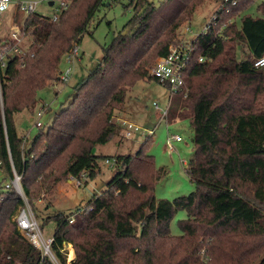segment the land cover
Listing matches in <instances>:
<instances>
[{
	"label": "trees",
	"instance_id": "16d2710c",
	"mask_svg": "<svg viewBox=\"0 0 264 264\" xmlns=\"http://www.w3.org/2000/svg\"><path fill=\"white\" fill-rule=\"evenodd\" d=\"M52 1L68 7L56 21L27 15L22 28L32 43L0 70V170L19 177L33 213L36 202L69 177L100 173L98 160L106 157L94 148L119 136L116 120L129 90L155 81L149 76L154 61L168 54L180 29L209 0H130L133 15L102 47L99 64L51 124L24 144L15 117L33 112L41 101L37 93L58 82L62 58L92 34L105 2ZM213 14L210 31L193 42L183 75L186 97L175 95L170 115L188 121L193 132V157L184 171L194 190L173 201L155 200L165 171L146 153L151 137L134 156L109 158L117 172L103 193L74 215L52 209L40 217L39 229L55 224L50 252L57 264H66L68 245L75 254L70 264H264V258L256 263L264 254V67H254L264 54V0H237ZM24 207L14 191L0 192V264H53L18 230L15 216ZM179 212L185 218L173 234Z\"/></svg>",
	"mask_w": 264,
	"mask_h": 264
},
{
	"label": "rangeland",
	"instance_id": "374dc122",
	"mask_svg": "<svg viewBox=\"0 0 264 264\" xmlns=\"http://www.w3.org/2000/svg\"><path fill=\"white\" fill-rule=\"evenodd\" d=\"M26 1L28 0H11L7 11L1 17L3 27L0 28V39H3L6 36V31L11 28V20L14 12L17 13V20L25 18L20 16L21 13L18 10V12H16L15 3ZM149 1L158 5L163 0ZM258 1L259 0H257V2ZM50 2H53L51 6L49 5ZM129 3L130 0H105L104 5L99 9L92 21L90 29L92 34L84 35L80 44L77 46L78 57L73 60L71 65H67L66 57H63L61 60V71L67 66L72 68L68 83L63 84L59 81L51 83L50 86L37 93L41 101L40 104L34 108L33 112H23L15 117L16 127L21 137L25 136L28 142H30L36 135L38 128L33 125L32 120L39 108L42 107L43 110V125H50L60 105L66 106L71 101L73 88L80 84L88 73L93 71L101 61L102 47L108 45L132 17L133 10L131 6H128ZM217 7V1L209 0L202 8L196 11L190 25L195 34L202 30L203 21L210 19ZM58 11V1L42 0L36 6L34 13L44 17H52L54 14L58 13ZM22 15L25 16L23 13ZM20 26L19 28L23 31V28ZM186 27L188 26L184 25L180 29V39L188 38V36L184 34ZM23 34L20 40V46L21 49H27L32 43V38L26 35L24 31ZM55 93L57 95H55ZM147 101H149V103H157L159 109L156 110L149 104L146 105ZM176 101V96L170 99L168 90L155 81H139L129 90L124 107L120 111V114H131L129 120L133 126H137L138 129H131V135L126 139L122 138L120 131L119 136L114 138L111 142L94 148V154L107 156L105 159L116 156H134L147 138L151 137V144L146 153L153 158L157 168H162L165 171V176L156 183L154 190L155 200L163 199L173 201L176 198L189 195L194 190V185L184 171L186 165L193 157V132L188 121L171 119L170 115L178 105ZM167 108L168 116L164 119L162 118L161 112ZM185 112L186 110L183 111V113ZM118 123L119 122H117V124ZM171 135H179L182 139L179 143L172 142L173 149L167 145L168 137ZM25 137H23V139ZM116 142L119 143V146L113 144ZM23 143L28 144L25 142V139ZM105 159L101 158L98 160L100 173L94 179L85 178L84 175H81L80 186H76L73 182L69 184L66 181L60 185L61 188L58 187V189L60 188L59 193L57 189L53 195L39 199L36 202V213L32 212V208L27 203L20 187L19 178L15 173H13L12 178H10L5 177L0 170V192L5 193L9 190L21 196L25 200L24 209H28L32 213L34 219L40 226V217H46V215L53 211L52 209L60 211L67 216L74 215L78 210L85 208L87 203L92 200L95 195H100L106 190L107 183L116 174L117 169L114 168V166L107 167L104 164ZM15 176V182L18 183L17 190L10 183L14 181ZM69 179L70 177L68 180ZM7 184L11 185L8 190L5 189ZM46 205H48V208L45 207ZM184 218L185 214L183 212L177 213L175 220L170 225L173 234L178 233L176 222ZM54 230V222H48L40 229L44 242L48 243L49 239L52 238ZM70 249L73 250L72 246L68 245L66 247V264H70L67 257ZM262 258H264V254L258 258L256 263L260 262Z\"/></svg>",
	"mask_w": 264,
	"mask_h": 264
},
{
	"label": "built area",
	"instance_id": "2783aa9c",
	"mask_svg": "<svg viewBox=\"0 0 264 264\" xmlns=\"http://www.w3.org/2000/svg\"><path fill=\"white\" fill-rule=\"evenodd\" d=\"M42 0H28L26 2H20L17 4V10L20 13L27 15L33 14L36 6ZM218 2V10H222L226 8L227 5L234 6L237 0H214ZM11 0H0V27H1V17L7 11ZM68 7L67 3L59 2V11L58 13L52 16V20L56 21L58 16L62 11H64ZM216 16L213 14L210 19L207 21H203L202 30L195 34L191 27L188 26L184 30V34L189 37V39L179 38V40L172 44L169 47L168 54L163 57H159L154 61L152 68L149 71V76L154 79L159 85L166 88L170 95V99L178 94H182L183 98L186 97L187 94V86L184 79V72L188 69V66L192 62L193 55V42L199 35H204L208 33L211 29L212 23H214ZM23 31L19 28H12L8 32V36L6 39L0 41V70H3L6 66L7 61L10 58L22 56L25 51L21 49L20 40L23 37ZM67 65H71L73 60L78 57L77 46L71 49L65 56ZM203 58H198V62L201 63ZM255 68L264 67V54L255 60L254 62ZM72 73V68L67 66L64 70L60 71L58 76V81L63 84H67ZM0 105H1V91H0ZM154 109L158 110V104L153 102L149 103ZM162 113V118L166 119L168 116V108ZM43 110L42 107L36 112L33 117V125L36 128H40L43 126ZM118 125L120 126L121 133L125 138L130 137L131 129L137 130L136 126H133L132 123L124 120H118ZM26 140V138H24ZM182 139L179 135H171L168 137L167 145L171 149L172 142H181ZM172 151V150H170ZM183 163V162H182ZM104 164L107 167H112L116 164L114 159H105ZM184 164V163H183ZM19 178V177H18ZM17 178V179H18ZM14 181L10 182L12 186L17 190L18 183ZM19 180V179H18ZM70 182H73L76 186L81 185V180H77L75 178L70 177ZM10 184H7L5 189L8 190L10 188ZM16 226L20 231L21 235L28 240L33 246H35L38 250H40L43 255L50 258L53 264H57L55 258L50 252V243L52 239H49L48 243L43 241L38 222L34 219L32 213L28 209H21L15 216ZM203 251L201 255L203 256Z\"/></svg>",
	"mask_w": 264,
	"mask_h": 264
},
{
	"label": "crops",
	"instance_id": "0c3cea01",
	"mask_svg": "<svg viewBox=\"0 0 264 264\" xmlns=\"http://www.w3.org/2000/svg\"><path fill=\"white\" fill-rule=\"evenodd\" d=\"M18 3H20V2H16L15 3V8H16V12H18L17 11V4ZM51 6V5H50ZM17 13H13V17H12V20H11V28L10 29H8L7 31H6V36L3 38V39H6L7 38V36H8V32L12 29V28H19V26L20 25H22L23 26V23H24V20H25V18H26V15L24 16V15H22V13L20 14V16L22 17H25L24 19H16L17 17ZM19 16V15H18ZM22 26H20V27H22ZM3 27V25H2V23H1V27L0 28H2ZM19 29H21V28H19ZM3 39H0V41L1 40H3ZM187 39H189V37L187 38ZM29 48V47H28ZM27 48V49H28ZM27 49H22L23 51H27ZM55 95H57L56 93H55ZM149 104V101H147V103H146V105H148ZM131 116V114L130 115H128L127 113H119V115H118V117H117V120H124V121H128V122H130V117ZM129 117V118H128ZM30 120H31V118H30ZM118 122V121H117ZM131 123V122H130ZM137 127V126H136ZM122 135V138L123 139H126L124 136H123V133H121ZM23 137H25V136H23ZM26 138V137H25ZM27 142H28V139H27ZM113 144H115V145H117V146H119V143L118 142H116V143H113ZM98 155V154H97ZM100 156H102V155H100ZM104 157H107V156H104ZM107 159H109V158H107ZM69 184L71 183L70 182V180H68L67 181ZM60 188H61V186H59ZM60 188L58 189V193L60 192Z\"/></svg>",
	"mask_w": 264,
	"mask_h": 264
},
{
	"label": "bare ground",
	"instance_id": "6f19581e",
	"mask_svg": "<svg viewBox=\"0 0 264 264\" xmlns=\"http://www.w3.org/2000/svg\"><path fill=\"white\" fill-rule=\"evenodd\" d=\"M67 257H68V261H73V259H74L73 250H71V249L69 250Z\"/></svg>",
	"mask_w": 264,
	"mask_h": 264
},
{
	"label": "water",
	"instance_id": "95a60500",
	"mask_svg": "<svg viewBox=\"0 0 264 264\" xmlns=\"http://www.w3.org/2000/svg\"><path fill=\"white\" fill-rule=\"evenodd\" d=\"M52 4H53V2H50V3H49V5H52Z\"/></svg>",
	"mask_w": 264,
	"mask_h": 264
}]
</instances>
